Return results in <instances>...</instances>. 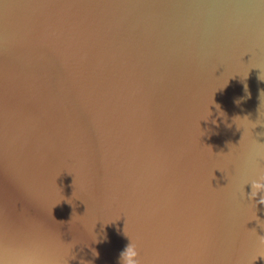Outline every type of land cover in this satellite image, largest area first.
<instances>
[{
	"label": "water",
	"instance_id": "95a60500",
	"mask_svg": "<svg viewBox=\"0 0 264 264\" xmlns=\"http://www.w3.org/2000/svg\"><path fill=\"white\" fill-rule=\"evenodd\" d=\"M264 0H0V264H264Z\"/></svg>",
	"mask_w": 264,
	"mask_h": 264
},
{
	"label": "clouds",
	"instance_id": "9594fccd",
	"mask_svg": "<svg viewBox=\"0 0 264 264\" xmlns=\"http://www.w3.org/2000/svg\"><path fill=\"white\" fill-rule=\"evenodd\" d=\"M251 187L250 198L254 199L259 193H264V175H261L258 180L251 181ZM259 203L264 204V196L261 197ZM258 242L261 247H264V236H259ZM137 257L138 252L136 246L130 244L121 255V264H140Z\"/></svg>",
	"mask_w": 264,
	"mask_h": 264
}]
</instances>
